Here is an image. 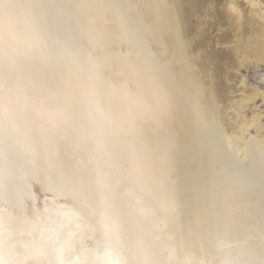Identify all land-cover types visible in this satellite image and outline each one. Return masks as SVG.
Here are the masks:
<instances>
[{"label":"bare ground","instance_id":"obj_1","mask_svg":"<svg viewBox=\"0 0 264 264\" xmlns=\"http://www.w3.org/2000/svg\"><path fill=\"white\" fill-rule=\"evenodd\" d=\"M246 59L264 0H0V264H264Z\"/></svg>","mask_w":264,"mask_h":264},{"label":"rangeland","instance_id":"obj_2","mask_svg":"<svg viewBox=\"0 0 264 264\" xmlns=\"http://www.w3.org/2000/svg\"><path fill=\"white\" fill-rule=\"evenodd\" d=\"M246 61L242 62V65H244L240 67V73L245 80L243 84L247 89L246 91H253V93L256 91V93L250 99L252 104L249 107H241L237 102L231 105L233 112L244 118L243 126L245 129L236 144L240 145L239 148H241L248 146L251 142L260 141V144L264 147V63L255 66L253 60L246 59ZM234 83L235 86L240 85L236 80ZM255 115L259 118L257 123L252 120Z\"/></svg>","mask_w":264,"mask_h":264}]
</instances>
